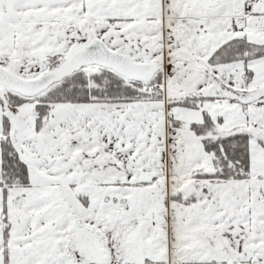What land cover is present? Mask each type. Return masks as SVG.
Segmentation results:
<instances>
[{
	"label": "snow or ice",
	"instance_id": "1",
	"mask_svg": "<svg viewBox=\"0 0 264 264\" xmlns=\"http://www.w3.org/2000/svg\"><path fill=\"white\" fill-rule=\"evenodd\" d=\"M0 264H264V0H0Z\"/></svg>",
	"mask_w": 264,
	"mask_h": 264
}]
</instances>
